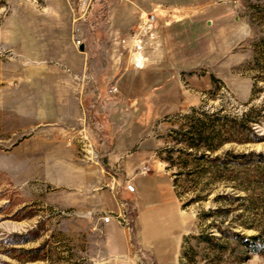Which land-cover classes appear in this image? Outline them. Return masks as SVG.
Segmentation results:
<instances>
[{
	"label": "rangeland",
	"instance_id": "1",
	"mask_svg": "<svg viewBox=\"0 0 264 264\" xmlns=\"http://www.w3.org/2000/svg\"><path fill=\"white\" fill-rule=\"evenodd\" d=\"M170 1L0 0V264H159L134 229L129 253L113 240L137 215L125 159L173 178L184 225L168 180L136 181L155 246L184 228L179 264H264V117L216 150L188 133L202 111L264 113V0Z\"/></svg>",
	"mask_w": 264,
	"mask_h": 264
},
{
	"label": "crops",
	"instance_id": "2",
	"mask_svg": "<svg viewBox=\"0 0 264 264\" xmlns=\"http://www.w3.org/2000/svg\"><path fill=\"white\" fill-rule=\"evenodd\" d=\"M170 0H165V2H169ZM163 1H161L162 3ZM171 3V1H170ZM169 3V4H170ZM202 0H181V4L184 8H189V7H195V6H201L202 4ZM198 4V5H197ZM127 155V153H124L122 155ZM134 154V153H133ZM108 159H110L111 154L109 153L108 155ZM128 156V155H127ZM121 157V154L118 155V158ZM115 159V158H114ZM128 160H123L122 163L124 165V170L126 171V175L123 176L124 180L128 179V181H132L135 184V188L136 190L134 192H130L128 190H126L124 183L121 181L122 179H116V183H115V187L118 188L116 190V193L119 195V198L122 201V207H125L127 205H131L132 207H135L137 210V215H136V219L133 217L128 216L127 214V210H125V208H120L121 212L117 215L118 219V223H123L122 225H119L117 222L114 223L113 221L110 222V227L114 230V239L115 242H119L120 244V248H119V252L121 253H129L131 251V245L129 240L132 237V230H135V238L137 239L138 242H140V244L142 245V248L144 251H149L148 253L150 254H154L155 257H157L159 264H163L165 261L164 255L166 254V252L172 251L173 253V257H175V264H179L180 261V257L178 256L177 253V247H178V243H179V238L181 237V235L183 234L184 228L179 232V234H177V236L175 235H170L168 237H164V239L160 240L157 244V246H155V242L150 240V237H148V239L146 238L147 236V232L142 224L141 221V210H140V200H141V195L138 192V186L136 184V181L141 178H149V188L152 190L157 189V183L160 182V180L162 179H166L169 181V185H170V191H168L166 198L170 199V205L172 207H174V209H178L180 210V215L182 218V224L184 225V218L181 214V209L179 206V200H178V195L174 189V185H173V178H171V175L169 174V172L164 169V168H156V169H146V171H136L135 168H137L138 166H141L143 163L138 162L137 164L133 163L130 164L128 163ZM109 164V169L113 171V169L115 168V165H112L111 163H107ZM114 172V171H113ZM125 182V181H124ZM155 187V188H154ZM169 194V195H168ZM152 195V194H151ZM151 199V198H149ZM148 208L145 207V210H147L148 212V216L150 218V220H153L155 218H157V215L159 213L162 212V210L166 207V204H163V206H158L155 203H148ZM155 204V205H154ZM119 210V211H120ZM123 212V213H122ZM127 218L129 219V226L127 221ZM132 221V222H131ZM134 223V224H133ZM152 223V221H151ZM152 226V225H151ZM112 238V237H111Z\"/></svg>",
	"mask_w": 264,
	"mask_h": 264
},
{
	"label": "trees",
	"instance_id": "3",
	"mask_svg": "<svg viewBox=\"0 0 264 264\" xmlns=\"http://www.w3.org/2000/svg\"><path fill=\"white\" fill-rule=\"evenodd\" d=\"M263 54L264 51L260 53V57H256V60L259 61V59L264 58V56L262 57ZM160 88H165V90L169 91L163 84L153 86L152 91L160 90ZM164 97H168V95ZM158 101H161V99ZM158 101L155 102L160 103ZM146 106L150 107L147 104ZM262 110V108H257L256 106L254 108L251 107L239 116L221 115L219 111L212 113L202 111V114L206 115L208 120L203 122L198 119V123L192 127V131H188L189 134L193 135L191 140H195L192 145L197 148L204 146L207 150H216L226 142H251L253 141L251 133L254 131L252 123L263 120L264 113H261ZM107 169H109L108 165Z\"/></svg>",
	"mask_w": 264,
	"mask_h": 264
},
{
	"label": "built area",
	"instance_id": "4",
	"mask_svg": "<svg viewBox=\"0 0 264 264\" xmlns=\"http://www.w3.org/2000/svg\"><path fill=\"white\" fill-rule=\"evenodd\" d=\"M155 17L156 16H155L154 13L147 14L146 16H142V19H141L142 23L140 25V29H141L142 32L143 31H148V30L152 29L155 26V23H156ZM117 89H118L117 86H113V88L111 89L110 92L113 93ZM125 188L128 191H130V192L131 191L134 192L136 190L135 184L132 181L131 182L130 181H127V183L125 185ZM111 218H112V216L107 215V216L104 217V220L105 221H110Z\"/></svg>",
	"mask_w": 264,
	"mask_h": 264
},
{
	"label": "water",
	"instance_id": "5",
	"mask_svg": "<svg viewBox=\"0 0 264 264\" xmlns=\"http://www.w3.org/2000/svg\"><path fill=\"white\" fill-rule=\"evenodd\" d=\"M80 49L82 50L84 49V44H81Z\"/></svg>",
	"mask_w": 264,
	"mask_h": 264
}]
</instances>
